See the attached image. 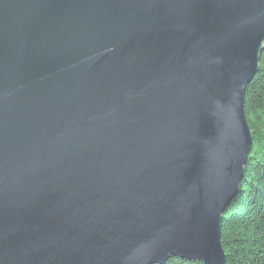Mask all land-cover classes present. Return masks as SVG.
Returning <instances> with one entry per match:
<instances>
[{
  "label": "water",
  "instance_id": "95a60500",
  "mask_svg": "<svg viewBox=\"0 0 264 264\" xmlns=\"http://www.w3.org/2000/svg\"><path fill=\"white\" fill-rule=\"evenodd\" d=\"M264 0H0V264H226Z\"/></svg>",
  "mask_w": 264,
  "mask_h": 264
},
{
  "label": "trees",
  "instance_id": "16d2710c",
  "mask_svg": "<svg viewBox=\"0 0 264 264\" xmlns=\"http://www.w3.org/2000/svg\"><path fill=\"white\" fill-rule=\"evenodd\" d=\"M253 145L237 195L223 216L226 264H264V51L260 70L245 92ZM167 264H204L176 257Z\"/></svg>",
  "mask_w": 264,
  "mask_h": 264
}]
</instances>
